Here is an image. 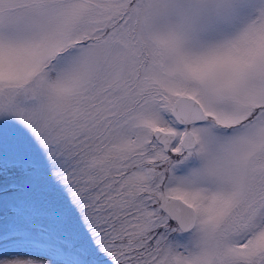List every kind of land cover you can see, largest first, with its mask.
Wrapping results in <instances>:
<instances>
[{"label": "snow or ice", "instance_id": "snow-or-ice-1", "mask_svg": "<svg viewBox=\"0 0 264 264\" xmlns=\"http://www.w3.org/2000/svg\"><path fill=\"white\" fill-rule=\"evenodd\" d=\"M0 264H264V0H0Z\"/></svg>", "mask_w": 264, "mask_h": 264}]
</instances>
